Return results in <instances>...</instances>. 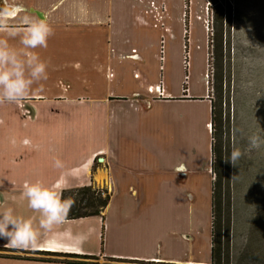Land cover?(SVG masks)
<instances>
[{
	"label": "crops",
	"instance_id": "1",
	"mask_svg": "<svg viewBox=\"0 0 264 264\" xmlns=\"http://www.w3.org/2000/svg\"><path fill=\"white\" fill-rule=\"evenodd\" d=\"M139 1L21 0L43 14L53 34L46 48L36 49L47 64L43 91L34 90L22 103H0V211L11 208L38 225L39 213L23 196L26 181L60 194L92 181L107 188L110 200L102 217L41 230L36 247L12 248L0 239V255L210 264L212 137L205 67L194 59L184 95L175 13L181 0H161L177 19L162 63L159 32L139 23ZM55 159L62 168L53 166ZM0 264L63 263L0 257Z\"/></svg>",
	"mask_w": 264,
	"mask_h": 264
},
{
	"label": "rangeland",
	"instance_id": "2",
	"mask_svg": "<svg viewBox=\"0 0 264 264\" xmlns=\"http://www.w3.org/2000/svg\"><path fill=\"white\" fill-rule=\"evenodd\" d=\"M139 3L144 4L139 23L159 32L157 55L164 61L166 39L172 37L177 19L172 20L169 6L161 0ZM221 11L227 16L222 28ZM175 13L180 22L182 92L187 95L189 90L192 62L202 61L206 96L216 106L221 264L226 253L230 264H264V144L244 152L249 136L264 137V0H181ZM210 45L214 56H208ZM197 49L202 51L200 60ZM168 51L173 64L175 50L169 46ZM233 147L244 152L235 166L226 161ZM97 187L108 191L104 185Z\"/></svg>",
	"mask_w": 264,
	"mask_h": 264
},
{
	"label": "clouds",
	"instance_id": "3",
	"mask_svg": "<svg viewBox=\"0 0 264 264\" xmlns=\"http://www.w3.org/2000/svg\"><path fill=\"white\" fill-rule=\"evenodd\" d=\"M53 29L43 14L24 6L21 0H0V103H22L33 91L42 92L48 79L47 64L36 49L47 47ZM264 144V137L247 138L244 152ZM233 147L226 161L233 166L244 154ZM53 166L62 168L59 159ZM27 206L39 213L38 225L32 218L14 214L11 208L0 211V239L12 248L36 247L43 233L62 225L74 204L72 198L61 199L60 193L39 181L23 185ZM42 230V231H41Z\"/></svg>",
	"mask_w": 264,
	"mask_h": 264
},
{
	"label": "trees",
	"instance_id": "4",
	"mask_svg": "<svg viewBox=\"0 0 264 264\" xmlns=\"http://www.w3.org/2000/svg\"><path fill=\"white\" fill-rule=\"evenodd\" d=\"M218 19L220 22V26L222 28V18L227 17L223 11H221L218 15ZM226 21V20H225ZM210 49V50H209ZM214 45L208 46V56L215 54ZM211 137H212V172L214 175L213 187H212V229H211V254H210V264H221L222 260V252L220 247V231L218 230V221L217 214L220 212V202L219 196L217 193V182L216 178L218 176V171L216 169L217 162V154L220 149V140L218 139V135L216 133V106L213 101H211ZM219 141V143H218ZM61 199L72 198L75 202L70 209L66 220H77L84 219L93 216L102 217V213L108 202L110 200V194L108 191L100 190L92 181L89 185L62 190L60 194ZM229 205V202H228ZM264 205V204H263ZM264 207V206H263ZM264 215V211L262 212ZM259 221V220H257ZM260 222V221H259ZM2 251V249H0ZM11 252H16L12 250H8ZM39 255V257H25L18 255H0L1 258L6 259H15V260H27L34 262H46V263H63V264H98L96 261L98 257L95 256H85V255H65V254H54V253H46L39 252L35 253ZM114 261V260H111ZM136 264H153V263H145V262H135ZM224 264H230L229 256L226 253Z\"/></svg>",
	"mask_w": 264,
	"mask_h": 264
},
{
	"label": "built area",
	"instance_id": "5",
	"mask_svg": "<svg viewBox=\"0 0 264 264\" xmlns=\"http://www.w3.org/2000/svg\"><path fill=\"white\" fill-rule=\"evenodd\" d=\"M152 7H153V4H152ZM207 79V78H206Z\"/></svg>",
	"mask_w": 264,
	"mask_h": 264
}]
</instances>
